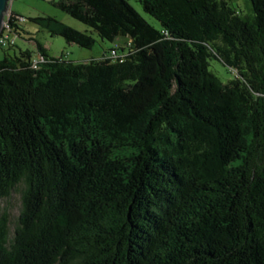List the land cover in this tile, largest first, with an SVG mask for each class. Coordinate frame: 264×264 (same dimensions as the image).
Masks as SVG:
<instances>
[{"label": "trees", "instance_id": "16d2710c", "mask_svg": "<svg viewBox=\"0 0 264 264\" xmlns=\"http://www.w3.org/2000/svg\"><path fill=\"white\" fill-rule=\"evenodd\" d=\"M139 2L160 27L131 0H60L85 30L31 18L85 48L128 38L96 59L6 46L0 197L22 206L0 264H264V0Z\"/></svg>", "mask_w": 264, "mask_h": 264}, {"label": "rangeland", "instance_id": "374dc122", "mask_svg": "<svg viewBox=\"0 0 264 264\" xmlns=\"http://www.w3.org/2000/svg\"><path fill=\"white\" fill-rule=\"evenodd\" d=\"M60 0H14L10 5V11L16 14L22 15L23 20L20 23L24 26L27 33L17 38V47L29 49L32 52L36 49V41L41 42L47 49L49 55L53 57H63L66 60H88L91 58H99L104 51L111 50L117 44H125L128 38L124 36L118 37L115 41H109L107 39H101L97 33H94L96 43L92 48H85L75 42H68L62 35L52 34L47 28L38 25V23L32 21V17L47 16L62 20L67 25L76 27L81 30L87 29V26L81 22V20L71 16L67 11L59 7L58 2ZM245 10H249L248 0H238ZM131 3L137 8L140 14L147 18L156 27H160L161 22L153 17V15L144 11V7L139 0H131ZM7 47L0 45V58H3L4 51ZM14 49L9 50L10 53L14 52ZM212 70H214L224 81L231 77V73L227 72V66L223 65L218 60L212 61ZM21 191L19 189L14 190L7 198L0 197V216L3 213L10 215V227L13 233L15 229L16 220L19 219L22 200Z\"/></svg>", "mask_w": 264, "mask_h": 264}, {"label": "built area", "instance_id": "2783aa9c", "mask_svg": "<svg viewBox=\"0 0 264 264\" xmlns=\"http://www.w3.org/2000/svg\"><path fill=\"white\" fill-rule=\"evenodd\" d=\"M14 1V0H12ZM11 15V12H8V18L3 23V29L0 32V45L1 46H13L17 43L18 33L15 32V30L10 25L8 19ZM112 57L117 58L120 54L116 52V50L111 51L110 54ZM45 61L44 56L39 55L35 58L33 66H38L39 63Z\"/></svg>", "mask_w": 264, "mask_h": 264}, {"label": "water", "instance_id": "95a60500", "mask_svg": "<svg viewBox=\"0 0 264 264\" xmlns=\"http://www.w3.org/2000/svg\"><path fill=\"white\" fill-rule=\"evenodd\" d=\"M12 2V0H0V32L3 29L4 21L8 18V12Z\"/></svg>", "mask_w": 264, "mask_h": 264}, {"label": "bare ground", "instance_id": "6f19581e", "mask_svg": "<svg viewBox=\"0 0 264 264\" xmlns=\"http://www.w3.org/2000/svg\"><path fill=\"white\" fill-rule=\"evenodd\" d=\"M10 11V10H9ZM11 12V11H10Z\"/></svg>", "mask_w": 264, "mask_h": 264}]
</instances>
